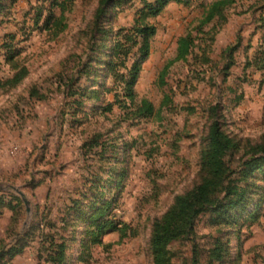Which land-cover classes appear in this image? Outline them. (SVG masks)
I'll use <instances>...</instances> for the list:
<instances>
[{"label":"rangeland","instance_id":"obj_1","mask_svg":"<svg viewBox=\"0 0 264 264\" xmlns=\"http://www.w3.org/2000/svg\"><path fill=\"white\" fill-rule=\"evenodd\" d=\"M155 1L0 0V264H153L154 224L206 176L216 121L232 190L169 263L264 264V0L203 25L212 0L146 15Z\"/></svg>","mask_w":264,"mask_h":264},{"label":"trees","instance_id":"obj_2","mask_svg":"<svg viewBox=\"0 0 264 264\" xmlns=\"http://www.w3.org/2000/svg\"><path fill=\"white\" fill-rule=\"evenodd\" d=\"M167 0H156L154 3L146 5V15L157 14ZM177 2L187 3L188 0H176ZM235 0H212L204 11V18L200 21V25L206 24L215 17L221 19L224 17V10ZM150 27L141 30L143 35V46L141 50L144 54L147 52L148 38L150 36ZM188 36L180 37L176 49V56L166 62L160 73V82H164L169 66L178 60H185L190 53L187 44ZM121 45L118 44L117 48ZM118 52L115 51V54ZM113 69V66L111 70ZM131 83H129L130 85ZM154 107L147 99H141L139 102L138 112L151 114ZM231 139L225 135L216 121L210 128L207 137V147L202 153V167L206 173L203 180L193 186L188 192L179 196L170 209L156 221L151 236V254L153 256V264H170L168 255V245L183 235H188L193 228V222L198 213L206 206L218 201V195L225 192L228 196L231 188L225 184L224 180L228 176V167L225 164L224 157L232 146ZM230 192V193H229ZM237 195L236 191H233ZM227 199V198H226ZM236 200L229 199L228 204L234 205ZM63 258L62 253L58 256V260Z\"/></svg>","mask_w":264,"mask_h":264},{"label":"water","instance_id":"obj_3","mask_svg":"<svg viewBox=\"0 0 264 264\" xmlns=\"http://www.w3.org/2000/svg\"><path fill=\"white\" fill-rule=\"evenodd\" d=\"M20 195H22V193H20ZM24 202H25L26 204L28 203L27 200H25V199H24ZM1 254H2V252L0 253V255H1Z\"/></svg>","mask_w":264,"mask_h":264}]
</instances>
